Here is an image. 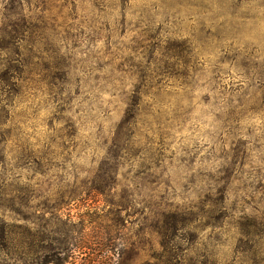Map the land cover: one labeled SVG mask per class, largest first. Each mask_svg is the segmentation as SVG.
Instances as JSON below:
<instances>
[{
    "label": "rangeland",
    "instance_id": "rangeland-1",
    "mask_svg": "<svg viewBox=\"0 0 264 264\" xmlns=\"http://www.w3.org/2000/svg\"><path fill=\"white\" fill-rule=\"evenodd\" d=\"M0 264H264V0H0Z\"/></svg>",
    "mask_w": 264,
    "mask_h": 264
},
{
    "label": "trees",
    "instance_id": "trees-1",
    "mask_svg": "<svg viewBox=\"0 0 264 264\" xmlns=\"http://www.w3.org/2000/svg\"><path fill=\"white\" fill-rule=\"evenodd\" d=\"M25 258L27 259L28 257L25 255Z\"/></svg>",
    "mask_w": 264,
    "mask_h": 264
}]
</instances>
